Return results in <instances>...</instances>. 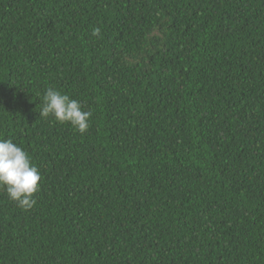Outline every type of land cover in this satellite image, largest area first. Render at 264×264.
I'll use <instances>...</instances> for the list:
<instances>
[{
  "label": "trees",
  "instance_id": "trees-1",
  "mask_svg": "<svg viewBox=\"0 0 264 264\" xmlns=\"http://www.w3.org/2000/svg\"><path fill=\"white\" fill-rule=\"evenodd\" d=\"M0 136L42 177L0 264H264V0H0Z\"/></svg>",
  "mask_w": 264,
  "mask_h": 264
},
{
  "label": "clouds",
  "instance_id": "clouds-1",
  "mask_svg": "<svg viewBox=\"0 0 264 264\" xmlns=\"http://www.w3.org/2000/svg\"><path fill=\"white\" fill-rule=\"evenodd\" d=\"M91 34L101 36V28L94 27ZM41 101V117H52L60 124L69 123L81 134L88 130L92 113L85 111L80 101L53 86L46 87ZM41 179L28 153L11 138L0 136V190L27 211L36 204L34 194L39 191Z\"/></svg>",
  "mask_w": 264,
  "mask_h": 264
}]
</instances>
